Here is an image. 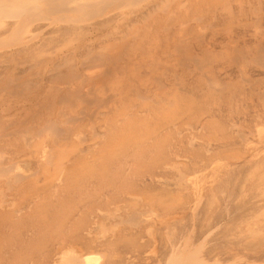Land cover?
I'll return each instance as SVG.
<instances>
[{
    "label": "bare ground",
    "instance_id": "obj_1",
    "mask_svg": "<svg viewBox=\"0 0 264 264\" xmlns=\"http://www.w3.org/2000/svg\"><path fill=\"white\" fill-rule=\"evenodd\" d=\"M255 2L0 0V264H129L144 236L158 264H264V89L248 70L264 74ZM238 22L256 36L250 56L231 40L230 53L206 46ZM257 89L263 114L254 105L248 117ZM233 134L245 153L263 150L240 185L213 188L209 168L240 159L214 156ZM146 181L168 198L192 194L186 237L184 215H162L160 202L134 212ZM211 210L227 216L224 228Z\"/></svg>",
    "mask_w": 264,
    "mask_h": 264
},
{
    "label": "rangeland",
    "instance_id": "obj_2",
    "mask_svg": "<svg viewBox=\"0 0 264 264\" xmlns=\"http://www.w3.org/2000/svg\"><path fill=\"white\" fill-rule=\"evenodd\" d=\"M250 1H251L252 5L254 6L255 3H256L255 0H250ZM262 9H263V21H264V4L262 6ZM252 19H254V18H252ZM263 21H262V23H263L262 25H263V28H264V22ZM211 23L213 24V27L215 29H217V30L227 29V23H225V22L216 21V23L215 22H211ZM241 23L242 22H238V24L234 25V27H238V28L232 29L233 33L228 35V37H227V34L222 32V31H218V33L210 34V36H207L206 39H205L206 46L209 49H213L215 52H218V51H221V50H225L222 47L226 46L227 47L226 48L227 49V53H230L231 52L230 40H231V44H234V46L237 49H239L243 53H246L247 55L250 56V54H249L250 51L252 50V48L254 49V47L257 44L256 36L252 35L253 32H252V30L250 28L251 24L247 25V24H245L243 22L242 25H239ZM241 29H243V30H241ZM219 32H221V33H219ZM240 32H242V33H240ZM210 37H211V39L209 41ZM261 39H262V43H263L262 45H264V41H263L264 37H262ZM220 65H221V63L220 64H216V66H214L215 67L214 68L215 75L220 80L228 82V80L224 79L225 78L224 75L221 72H218V70L220 68ZM253 69L254 68L252 66H250V68H248V70H251L250 74L252 75L253 80L259 79L263 83L262 84V88L264 89V78H263L264 74L256 75L255 73H253ZM229 72H231V71L229 70V67H228V64H227V73H229ZM232 77H233V79L238 81V76L236 75L235 72L232 74ZM227 79H228V77H227ZM200 86L201 87L204 86V83L198 85V87H200ZM227 86H229V84H227ZM255 94L253 96V103L248 102L249 107H250V111L248 113V117H252L254 105L256 106V109L259 110L261 112V114H263L262 109H259V107H257L258 98L260 97L259 89H257ZM211 114L214 117H216V119L220 118V116H218V112H217V108L216 107H214L213 112ZM209 115L210 114H206V115H204L205 117H203V118H206V117L209 118ZM247 121H248V125L247 126H248L249 130L253 131V128H252L253 122L252 121L250 122L249 119ZM245 130L248 131V129H243L242 131H245ZM239 132H241V131H239ZM184 135H185V132H184ZM231 136H232V138H229L230 139L229 141L232 142L234 144V146H232V147L230 146L229 147L230 143H227V151H223V152L221 150H218V148H216V150L214 151V156L221 155L222 157H227V155H231V156H233L235 158L237 156H239L241 160L237 159V160H240V161L237 162V160H236L235 163H228L227 165H219V166H216V167L209 168L208 183L213 188L220 189V188H223L225 186L226 187H232V186L233 187H237L238 185H240V182H241V180L243 178L242 176L244 175V173H246L245 171L251 169L253 164H254V161L256 160V159L254 160L253 157L257 158L259 156V154L263 150V149H260L257 152H254V153L252 152L251 153L252 155L249 154V153L247 154V153H245L243 151L244 148L242 146L240 147L238 145V144H240V141H238V138L236 137L237 135L233 134ZM183 145L186 146L185 143ZM261 148H263V147H261ZM183 150L188 151L187 149H183ZM187 169H188V172H189L188 174L191 177H193L196 172L197 173L200 172V169L199 168L197 169V165H195V166H193L191 168H187ZM171 172L172 171H170V173H169L167 171L166 176H164V179H167V180L171 181V183H172V182L175 181L176 177L174 175V172H172V173ZM151 185L152 184H150L149 181H146V183L142 187V189L145 190V191L144 192H136V194H141L142 199H137L138 201H140V203H138V201L135 202L134 208H132L134 210V212L142 213V214L145 213L146 214L148 209L149 210L151 209L149 207L151 204L157 205L156 203L160 202V203H158L157 208H158V212L161 213L162 215H167L169 217H171V216H176V217L179 216L180 217L181 215H184V219H181V222L179 223L178 228L181 229L182 235L184 237H186V232L190 233V231H192L193 225L191 224V211L189 210L191 206L189 207V205H187V204L185 205L184 202L187 199L189 203L190 202L192 203L194 201V197L191 196L192 194L189 195V196H186V199L184 198L185 200L183 199V196L185 194L183 196H181V197H178V198H173V197H169L168 198L166 195L163 196L161 194H157L155 186L154 185L151 186ZM146 186H147V188L149 190L148 189L146 190ZM217 189H215V190H217ZM152 195H154V196L158 195V196L154 197ZM181 198H182V200H181ZM192 199H193V201H192ZM146 201H148V202H146ZM146 208H148V209H146ZM124 215L126 216L125 211L123 209H121L120 212H118V216L121 217V219H124V218L126 219V217ZM200 215L201 214L199 213V215L196 217L197 219H195L193 221L194 222L195 221L198 222L199 220H201L202 216H200ZM209 217H210V219L213 218L214 222L215 221L216 222H220L219 223L220 225L218 224V226H216L219 229L220 228H224V226L227 224V221H228L227 216L225 214L223 215V213H220V210H218V211L217 210H211ZM161 237H163V236H161ZM141 240L142 241L140 243L142 244L141 245L142 248H140L138 252H137L138 249L133 248V251L130 253V256L132 257V259L133 258H138V259H136L134 262L129 263V264H142L141 262H143V264H158V262H157L159 260L158 257L148 253L149 248L151 247L152 243L148 241V238H146V236H144ZM158 240L160 241L158 250H159V252H163L165 247L162 244V241L160 240V237H158ZM195 241L197 242L196 239H195ZM164 244H165V242H164ZM221 245L223 246L222 247L223 250H225V249L227 250V247H225L226 246L225 244H220L219 246L221 247ZM146 255H148V256H146ZM259 255H262V254H259ZM143 256L146 257L145 260L143 259L144 258ZM226 258L227 257H225V259ZM140 259L142 261H139ZM257 259H260V260L263 259L262 262H264V256L262 258H257Z\"/></svg>",
    "mask_w": 264,
    "mask_h": 264
}]
</instances>
